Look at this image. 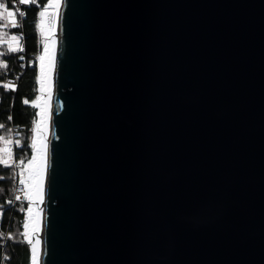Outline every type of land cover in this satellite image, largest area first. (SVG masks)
<instances>
[{
	"label": "water",
	"instance_id": "water-1",
	"mask_svg": "<svg viewBox=\"0 0 264 264\" xmlns=\"http://www.w3.org/2000/svg\"><path fill=\"white\" fill-rule=\"evenodd\" d=\"M56 44L39 264H264V0H62Z\"/></svg>",
	"mask_w": 264,
	"mask_h": 264
},
{
	"label": "trees",
	"instance_id": "trees-1",
	"mask_svg": "<svg viewBox=\"0 0 264 264\" xmlns=\"http://www.w3.org/2000/svg\"><path fill=\"white\" fill-rule=\"evenodd\" d=\"M41 0L39 5L28 4L23 8L26 16L20 17L12 0H0L9 11L14 13L18 24L7 26V13L0 17V65L7 64V68L0 67V85L10 83L7 78L15 79V90H5L0 87V144H12L9 150L11 160L9 166L0 162V250L2 264H29L30 245L24 238L23 222L28 201L17 196L20 167L30 158L32 147L30 135L37 118L34 100L37 95V65L28 67L23 65L25 60L19 59L23 54L26 58L38 57L43 47L42 32L38 27L37 14L46 4ZM3 9H0L2 12ZM22 23L23 27H20ZM11 38H16V41ZM28 100L25 104L23 101ZM9 117L11 119L9 120ZM1 159V158H0ZM24 160L23 164L19 161ZM19 197V199H17ZM1 244L3 246L1 247ZM7 257V259H5Z\"/></svg>",
	"mask_w": 264,
	"mask_h": 264
},
{
	"label": "bare ground",
	"instance_id": "bare-ground-1",
	"mask_svg": "<svg viewBox=\"0 0 264 264\" xmlns=\"http://www.w3.org/2000/svg\"><path fill=\"white\" fill-rule=\"evenodd\" d=\"M49 1V0H48ZM56 7L55 15L52 19V26L47 31L48 41L43 47L44 60L38 62V81L40 91L43 92L38 98L37 111V132L33 140L35 141V151L32 155L36 157V161L32 167V183L28 185L31 190L32 205L28 209L25 225L26 231L30 236V252L31 263L33 264V248H35L36 264L40 259V236L43 219V210L45 206L46 182H47V158L50 142V125H51V109L55 88V66H56V46H57V25L59 14L61 11L62 0H50ZM47 47V54L44 48ZM42 51V50H41ZM40 57V55H39ZM43 194V195H42Z\"/></svg>",
	"mask_w": 264,
	"mask_h": 264
},
{
	"label": "rangeland",
	"instance_id": "rangeland-1",
	"mask_svg": "<svg viewBox=\"0 0 264 264\" xmlns=\"http://www.w3.org/2000/svg\"><path fill=\"white\" fill-rule=\"evenodd\" d=\"M50 1V0H49ZM48 0L46 1V4H49ZM51 7L48 8V12L46 13V15L43 17V18H38V24H39V27H40V30L42 29L43 31L42 32V39H43V47L46 45L47 41H48V36H47V31L48 29L52 26V19H53V16L55 15V12H56V7L53 3H51ZM14 17L13 16H10L7 18V20H9L10 18ZM8 22V21H7ZM11 39H14L16 41V38H11ZM43 47H42V51L39 53V55L41 56L42 52H43ZM39 62H40V59H39ZM37 70L38 69V65H37ZM38 76H39V72H38ZM43 92L40 91V86H39V81H38V77H37V95H36V98L34 100V104L35 105H38V98L39 96L42 94ZM36 111H38V106H36ZM36 116H37V113H36ZM37 120V118H36ZM36 120L34 122V125L32 127V133L30 135V144L33 143V138L35 137L36 135V132H37V124H36ZM7 141H4L2 144H0V158L1 159H7V161H10L11 160V156L9 154V150L13 147L12 144H6ZM34 151H35V148L32 147V153L30 155V158L32 157V155L34 154ZM29 158V159H30ZM20 171V176H19V186L17 187V190H16V194L17 196L19 197H22V198H26L27 201H28V205H27V208H26V214H25V219H24V222L22 224L23 226V233H24V238L29 242L30 240V236L29 234L27 233L26 231V228L24 227L25 225V221H26V216H27V213H28V209L31 207L32 205V200H31V190H30V187H28L29 184L32 183V167H29L28 165V160L20 167L19 169ZM21 181H24L23 183H21ZM43 195V194H42ZM2 257V253L0 251V258ZM30 259H31V253H30ZM31 263V261H30ZM29 263V264H30Z\"/></svg>",
	"mask_w": 264,
	"mask_h": 264
},
{
	"label": "snow or ice",
	"instance_id": "snow-or-ice-1",
	"mask_svg": "<svg viewBox=\"0 0 264 264\" xmlns=\"http://www.w3.org/2000/svg\"><path fill=\"white\" fill-rule=\"evenodd\" d=\"M18 3L20 5H28L30 3L39 5L41 3V0H18ZM51 6H52L51 2L49 4H47V5H44L42 7V10L39 11V16L41 18H43L46 15V13L48 12V8L51 7ZM0 9H3V11L0 12V17H3L5 13H7V16H13L14 15V13L12 11H9L8 8L5 6V4H3V3H0ZM17 11H18V15L20 17H24L27 14L26 11H24V10H17ZM20 27H23L22 23L20 24ZM41 31H43V30L41 29ZM47 52H48V49H47V47H45L44 48V53L47 54ZM0 55H2V54H0ZM44 58H45L44 55H41L39 57L41 62L44 60ZM21 59H23V57H21ZM0 67H3V68L6 69L7 68V64H2V65H0ZM0 87H3L5 90H8V89L15 90L14 85H12L11 83H3L2 85H0ZM23 102L25 104H27L28 100H24ZM36 106H38V105H36ZM10 119H11V117H9V120ZM3 127H4V125H0V128H3ZM4 139H5V137L0 136V140H4ZM31 147L35 148V141H33V143L31 144ZM35 161H36V157L35 156H33L30 159H28L29 167H31V165L34 164ZM0 162H2L5 166H9L7 159H0ZM19 163L23 164L24 160H20ZM0 179H3V177H0ZM23 182L24 181H21V183H23ZM17 199H19V197H17ZM29 211H31V209H29ZM24 227L26 228L27 225H24ZM2 236H3V234L0 233V237H2ZM29 243H31L30 240H29ZM5 259H7V257H5ZM32 259H33V264H36L35 248H33V258Z\"/></svg>",
	"mask_w": 264,
	"mask_h": 264
},
{
	"label": "built area",
	"instance_id": "built-area-1",
	"mask_svg": "<svg viewBox=\"0 0 264 264\" xmlns=\"http://www.w3.org/2000/svg\"><path fill=\"white\" fill-rule=\"evenodd\" d=\"M12 4L13 6L17 9V10H23V8L27 5H20L18 3V0H12ZM38 18H40L39 16V12L37 14V23H38ZM18 24V20L16 17H12L8 20L7 22V26H14V25H17ZM38 27H39V24H38ZM40 28V27H39ZM21 57H23V59H21ZM19 59L21 60H25L23 65L26 64L28 67H33L34 65H38V62H39V55L38 57L34 60L33 58H26L23 54H20L19 55ZM7 81L10 82V83H14L15 82V79L13 78H7ZM20 187V186H19ZM3 246V244H1V247ZM0 264H2V257L0 258Z\"/></svg>",
	"mask_w": 264,
	"mask_h": 264
},
{
	"label": "crops",
	"instance_id": "crops-1",
	"mask_svg": "<svg viewBox=\"0 0 264 264\" xmlns=\"http://www.w3.org/2000/svg\"><path fill=\"white\" fill-rule=\"evenodd\" d=\"M1 251V250H0ZM2 253V252H1Z\"/></svg>",
	"mask_w": 264,
	"mask_h": 264
}]
</instances>
